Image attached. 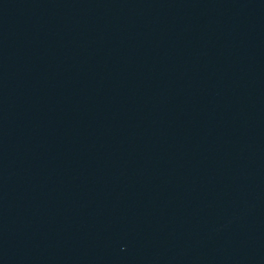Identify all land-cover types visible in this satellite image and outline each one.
I'll list each match as a JSON object with an SVG mask.
<instances>
[{"label": "water", "instance_id": "water-1", "mask_svg": "<svg viewBox=\"0 0 264 264\" xmlns=\"http://www.w3.org/2000/svg\"><path fill=\"white\" fill-rule=\"evenodd\" d=\"M0 264H264V0H0Z\"/></svg>", "mask_w": 264, "mask_h": 264}]
</instances>
